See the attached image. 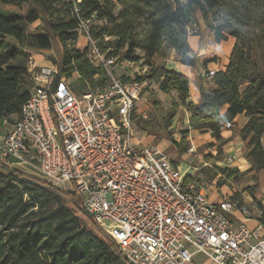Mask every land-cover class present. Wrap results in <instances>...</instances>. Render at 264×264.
Returning a JSON list of instances; mask_svg holds the SVG:
<instances>
[{
    "label": "trees",
    "instance_id": "16d2710c",
    "mask_svg": "<svg viewBox=\"0 0 264 264\" xmlns=\"http://www.w3.org/2000/svg\"><path fill=\"white\" fill-rule=\"evenodd\" d=\"M243 1L244 11L230 0H82L80 7L83 18H93L91 32L103 51L109 50L122 63L144 61L147 68L143 75L122 76L123 81L157 82L164 93L176 91L183 103L190 92L188 75L158 64L154 58L167 46L175 50L182 65L197 66L187 30L196 11L205 19L214 12L228 28L249 35V46L242 49L235 44L226 67L216 70L212 77L215 87H200L197 103H188V108L193 110L195 128L209 133L200 140L206 149V161L223 160V146L241 138L242 157L251 165L248 172L257 170L255 175L247 174L255 181L247 192L262 206L264 193H259L258 172L264 170V0ZM114 2L126 7L116 12ZM58 6H65L71 13L69 0H0V119L19 115L33 87L28 75L31 54L24 52L25 45L51 50L55 39L51 33L63 46L55 49L50 62L60 68L61 76L78 74L83 86L76 90L73 84L75 92L95 91L107 85L105 69L90 62L86 48H68V42L77 39L78 21L72 13L69 21L51 22ZM146 15L149 29L143 34L140 22ZM95 20L103 23L96 24ZM37 21L41 32L29 34L28 26ZM210 27L217 43H228L226 31L216 25ZM105 36L110 39L105 41ZM242 82L247 83L243 91ZM175 114L172 111L168 119ZM241 114L247 118L242 126L237 122ZM171 138L182 152L188 150L187 131L180 142ZM207 168L209 183L217 178V184L223 186L227 179L238 178V170L226 166ZM232 198L242 201L240 193ZM81 205L77 193L60 191L15 167L6 173L0 171V264H129ZM260 221L264 225V212Z\"/></svg>",
    "mask_w": 264,
    "mask_h": 264
},
{
    "label": "built area",
    "instance_id": "2783aa9c",
    "mask_svg": "<svg viewBox=\"0 0 264 264\" xmlns=\"http://www.w3.org/2000/svg\"><path fill=\"white\" fill-rule=\"evenodd\" d=\"M69 1L77 32L90 43L87 57L105 69L108 83L77 93V73L61 76L57 65L39 64L31 54L33 87L17 119L0 133V157L80 195L81 208L129 264H193L197 253L214 264H264L263 212L255 201L211 200L208 181L196 183L158 146L134 141L132 120L145 82L115 74L124 63L93 37V18L81 16L82 0ZM215 72L204 67L201 75L209 79ZM237 214L259 219L258 227L236 220Z\"/></svg>",
    "mask_w": 264,
    "mask_h": 264
},
{
    "label": "rangeland",
    "instance_id": "374dc122",
    "mask_svg": "<svg viewBox=\"0 0 264 264\" xmlns=\"http://www.w3.org/2000/svg\"><path fill=\"white\" fill-rule=\"evenodd\" d=\"M234 5L237 6L241 11L245 10V3L243 0H230ZM126 5L114 2L113 8L116 12L124 9ZM72 19L71 13L67 10L65 6H58V11H54L50 20L53 23H62ZM195 20L187 27L189 33V44L191 46V55L196 59L197 62L202 65V63L207 62L204 66H207L208 63H213L218 66L219 70L224 69L228 63L229 55L235 44L238 47L244 49L247 48L249 35L245 32L239 31L235 28H228L227 24L214 12L209 13L208 19L203 18L199 10L196 11ZM148 15L142 18L140 22V30L143 34H146L149 29ZM40 22L37 21L28 26V33L34 34L41 32V26H38ZM96 24L103 23L102 20H95ZM210 24L221 27L229 35V41L217 43L216 36ZM40 27V28H38ZM54 39V47L51 50H40L38 48L32 47L28 44L24 47V52L27 54H40L44 58L45 62L50 61V58L55 56V51L58 46L62 47V43L59 42L55 33H51ZM59 39V40H58ZM105 40V39H104ZM107 41V40H105ZM89 42L85 39L83 35L79 36L77 32V39L71 40L68 42L69 49L75 48H86L89 46ZM56 49V50H55ZM200 52L203 54L199 55ZM5 58V57H4ZM22 58V57H21ZM18 58V59H21ZM25 57L23 58V60ZM155 61L158 64L165 65L169 68L182 69L183 72L189 73V70H193V67L182 65L180 63L179 57L176 54L175 50L164 46L160 53L156 54ZM14 60V59H11ZM10 61V60H9ZM15 61V60H14ZM144 61L139 63L134 62H125L123 65L115 67V74L119 77L129 76L135 78L136 76L143 75L147 67L144 66ZM74 85L76 90H80L83 86V81L77 79L78 75L76 74ZM203 78L201 75L192 74V83L191 91L185 103L181 102L178 98L176 91H171L169 93H164L160 89V85L157 82H145L143 90L141 92L140 98L136 102V111L132 120V128L134 132V141L143 142V143H152L158 146L160 149L165 151L169 158L174 161V163L181 166V168L189 175L190 177L196 179V183L201 184L207 179L205 170L207 167L216 169V166H206L205 146L200 142L204 138L206 132L201 131L195 128L191 120L193 110L188 108V103L196 104L198 97V90L200 82ZM210 79V78H209ZM208 79V81H209ZM212 79V78H211ZM204 83H207L206 80H203ZM211 81V80H210ZM247 87L246 82H242L240 89L243 91ZM209 90V88H205ZM172 111H175L176 114L172 116L169 120L168 117ZM18 115H12L6 118L0 119V133H3L6 130V127H9L12 122L17 119ZM187 131L189 141L187 143V151L182 152L181 148L173 143L171 136L177 142H180L182 139V133ZM170 133H172L170 135ZM185 146V145H184ZM194 148V152H190L191 147ZM224 158V157H223ZM211 162V160L209 161ZM14 166L9 163L6 159L0 157V171L6 173ZM251 165L249 164V168ZM197 168V169H195ZM248 168V169H249ZM238 170V178L227 179L225 183V188L229 191H248V186L252 185L255 181L253 175L257 173V170L250 173L249 170ZM246 172V174H245ZM253 174L248 176L247 174ZM260 176V194L264 193V170L258 172ZM209 190H214V184H209ZM200 259V257H199Z\"/></svg>",
    "mask_w": 264,
    "mask_h": 264
},
{
    "label": "crops",
    "instance_id": "0c3cea01",
    "mask_svg": "<svg viewBox=\"0 0 264 264\" xmlns=\"http://www.w3.org/2000/svg\"><path fill=\"white\" fill-rule=\"evenodd\" d=\"M201 54H203V52L199 53V55H201ZM34 56L37 59L39 64H45L46 63L44 61V58H42L40 54H37ZM204 67L209 68V69L219 70L218 69L219 67L214 65L213 63H208L207 66H204V63H202V65H200V63L197 62V66L195 68L193 67V70L192 69L189 70L188 74L186 72H184L188 75V77L190 79V86L192 83V74L201 75V70ZM174 69L179 70L177 68H174ZM179 71H182V69H180ZM201 77H203V76L201 75ZM203 78H205V77H203ZM203 80H206L207 83H204ZM203 80H202V82H200L199 89H200V87L203 88L204 90H205V88L211 89V88L215 87V84L211 78L209 79V81H208V78L203 79ZM190 91H191V87H190ZM199 91L200 90H198V94H199ZM197 99H198V97H197ZM225 109H226V106L222 109V112ZM215 110L216 109H214L213 111H215ZM246 120H247V118L244 116V114H241L237 117V122L241 126L246 122ZM208 135H209V133L207 132L204 137H206ZM262 144L264 147V135L262 136ZM242 147H243V142H242L241 138L236 137V138L230 140L229 142H227L223 146V152H224L225 159L227 157L232 159V162L229 163V165H225L226 162L224 163L223 160H216V159H212L211 162L206 161L204 164L206 166H211V165L213 166L214 165L216 167L226 166V167H229L230 169H234V170H236L235 168H237V169L242 170V172H244L245 170H247L249 168V163L247 160H245L242 157V154H241ZM195 169H197V168H195ZM219 176H220V174H219ZM212 183L214 184V186H213L214 190L213 191L208 190V195H209V198L211 200H221L223 198H228V197L231 198L234 193H240L242 201L244 203L248 204L249 206H251L252 201H254L253 198L251 197V195L247 191H242V192L235 191V192H233V191L227 190L224 186L225 184L223 186H219L217 184V178ZM209 184H211V183H209ZM260 201H261L262 206L258 205V207L262 210V212H264V198H261ZM238 219H243L244 222L250 228H257L259 225V222H260L259 219H257V218H247V217H244L240 214H237V216H236V220H238ZM261 234L264 236V227L261 230ZM199 257H200V259H199ZM193 264H214V263L210 259H208L205 255H203L202 253H197L194 256Z\"/></svg>",
    "mask_w": 264,
    "mask_h": 264
}]
</instances>
